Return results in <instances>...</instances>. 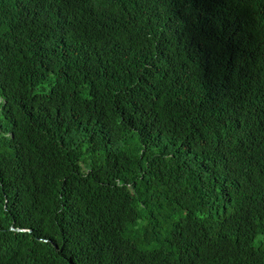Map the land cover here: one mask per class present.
<instances>
[{"label": "trees", "instance_id": "1", "mask_svg": "<svg viewBox=\"0 0 264 264\" xmlns=\"http://www.w3.org/2000/svg\"><path fill=\"white\" fill-rule=\"evenodd\" d=\"M0 264H264V0H0Z\"/></svg>", "mask_w": 264, "mask_h": 264}, {"label": "water", "instance_id": "2", "mask_svg": "<svg viewBox=\"0 0 264 264\" xmlns=\"http://www.w3.org/2000/svg\"><path fill=\"white\" fill-rule=\"evenodd\" d=\"M20 231V230H19Z\"/></svg>", "mask_w": 264, "mask_h": 264}]
</instances>
